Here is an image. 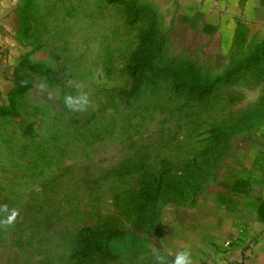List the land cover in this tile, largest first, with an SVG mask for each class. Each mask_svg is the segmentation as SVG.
<instances>
[{"label": "rangeland", "instance_id": "rangeland-1", "mask_svg": "<svg viewBox=\"0 0 264 264\" xmlns=\"http://www.w3.org/2000/svg\"><path fill=\"white\" fill-rule=\"evenodd\" d=\"M171 7L20 0L0 206L21 215L0 226V264H153L176 215L260 129L264 38L223 64L174 42ZM75 84L91 93L87 112L63 105Z\"/></svg>", "mask_w": 264, "mask_h": 264}, {"label": "crops", "instance_id": "crops-1", "mask_svg": "<svg viewBox=\"0 0 264 264\" xmlns=\"http://www.w3.org/2000/svg\"><path fill=\"white\" fill-rule=\"evenodd\" d=\"M170 1L174 42L223 64L264 38V0ZM19 4L0 0V104L15 89L24 53ZM166 241L165 251L191 250L195 264H264V122L229 156L205 195L176 215Z\"/></svg>", "mask_w": 264, "mask_h": 264}, {"label": "clouds", "instance_id": "clouds-1", "mask_svg": "<svg viewBox=\"0 0 264 264\" xmlns=\"http://www.w3.org/2000/svg\"><path fill=\"white\" fill-rule=\"evenodd\" d=\"M68 83L70 86L73 85L71 80H69ZM74 86L78 91L75 95L66 94L63 97L64 107L73 113L89 111L92 107L91 93L84 91V86L82 84H75ZM40 87L43 89L45 85L41 84ZM48 98L56 99L57 94L55 92H49ZM0 214H2L0 215V226L5 228L14 225L17 222L18 217L21 215L18 209H9L6 204L0 206ZM152 256L153 264H195L193 254L189 249H183L172 253L165 251L164 249L161 251L153 246ZM169 257H171V259H169Z\"/></svg>", "mask_w": 264, "mask_h": 264}, {"label": "built area", "instance_id": "built-area-1", "mask_svg": "<svg viewBox=\"0 0 264 264\" xmlns=\"http://www.w3.org/2000/svg\"><path fill=\"white\" fill-rule=\"evenodd\" d=\"M229 245H231V243L229 242V243H227V246H229Z\"/></svg>", "mask_w": 264, "mask_h": 264}]
</instances>
